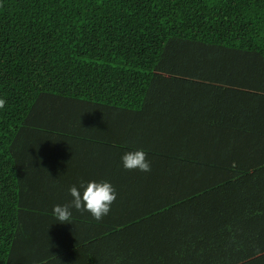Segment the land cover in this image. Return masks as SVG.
<instances>
[{"label": "trees", "instance_id": "obj_1", "mask_svg": "<svg viewBox=\"0 0 264 264\" xmlns=\"http://www.w3.org/2000/svg\"><path fill=\"white\" fill-rule=\"evenodd\" d=\"M0 98V264H264V0H0Z\"/></svg>", "mask_w": 264, "mask_h": 264}, {"label": "clouds", "instance_id": "obj_2", "mask_svg": "<svg viewBox=\"0 0 264 264\" xmlns=\"http://www.w3.org/2000/svg\"><path fill=\"white\" fill-rule=\"evenodd\" d=\"M5 104L6 100L0 98V109ZM121 160L126 170L151 171V163L142 149L124 153ZM69 193L72 198L69 203L54 205L52 209L53 216L60 223H70L73 208L80 212H89L94 219L101 220L110 212L111 205L116 200L115 188L108 181L81 182L79 187L72 185ZM53 256L58 259L56 254Z\"/></svg>", "mask_w": 264, "mask_h": 264}]
</instances>
